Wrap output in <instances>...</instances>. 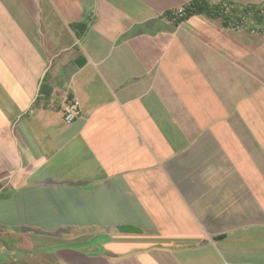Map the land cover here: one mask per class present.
Segmentation results:
<instances>
[{
    "label": "crops",
    "instance_id": "crops-1",
    "mask_svg": "<svg viewBox=\"0 0 264 264\" xmlns=\"http://www.w3.org/2000/svg\"><path fill=\"white\" fill-rule=\"evenodd\" d=\"M193 1L0 0L1 231L264 264V35Z\"/></svg>",
    "mask_w": 264,
    "mask_h": 264
},
{
    "label": "rangeland",
    "instance_id": "rangeland-1",
    "mask_svg": "<svg viewBox=\"0 0 264 264\" xmlns=\"http://www.w3.org/2000/svg\"><path fill=\"white\" fill-rule=\"evenodd\" d=\"M4 230H0V264H172L169 254L159 253L163 259L154 260L157 250L150 248L154 240L143 236L102 232L81 240L70 228L50 234L33 227H16V234Z\"/></svg>",
    "mask_w": 264,
    "mask_h": 264
},
{
    "label": "built area",
    "instance_id": "built-area-1",
    "mask_svg": "<svg viewBox=\"0 0 264 264\" xmlns=\"http://www.w3.org/2000/svg\"><path fill=\"white\" fill-rule=\"evenodd\" d=\"M212 14L219 16L231 28L245 29L250 32H260L264 35V3L250 6H239L232 2L222 1L212 9ZM188 15L187 6L167 11L166 17L178 21ZM81 113V102L72 97L64 104L63 117L67 123H72Z\"/></svg>",
    "mask_w": 264,
    "mask_h": 264
},
{
    "label": "trees",
    "instance_id": "trees-1",
    "mask_svg": "<svg viewBox=\"0 0 264 264\" xmlns=\"http://www.w3.org/2000/svg\"><path fill=\"white\" fill-rule=\"evenodd\" d=\"M214 7L208 5L204 0H195L193 2H191L190 6H187L188 9V14L191 12H206L209 15H213L212 14V9Z\"/></svg>",
    "mask_w": 264,
    "mask_h": 264
}]
</instances>
